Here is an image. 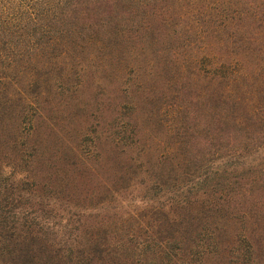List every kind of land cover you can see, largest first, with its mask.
Here are the masks:
<instances>
[{
    "label": "trees",
    "instance_id": "1",
    "mask_svg": "<svg viewBox=\"0 0 264 264\" xmlns=\"http://www.w3.org/2000/svg\"><path fill=\"white\" fill-rule=\"evenodd\" d=\"M0 264H264V0H0Z\"/></svg>",
    "mask_w": 264,
    "mask_h": 264
},
{
    "label": "rangeland",
    "instance_id": "2",
    "mask_svg": "<svg viewBox=\"0 0 264 264\" xmlns=\"http://www.w3.org/2000/svg\"><path fill=\"white\" fill-rule=\"evenodd\" d=\"M83 97H82V101L81 102H86L91 96H92V93H90L89 89L83 91ZM101 100H100V96H99V100H98V103H100ZM81 107H77V109L73 108L71 111H70V114L71 116H74V115H78V117L75 119L73 118L72 121H73V127L70 126V128H72V130H76L77 129V126H79V129H82L83 127L85 128L84 125H81L83 124V113L80 109ZM75 109V110H74ZM137 127L140 131H143L145 129H149V131H147L151 136H154L156 138H160V134H162V131H161V128L160 126L158 125H150L148 124L147 122H144L141 121L140 123H137ZM67 127H69L68 125H66ZM160 136V137H159ZM37 148L39 150V153L42 154V157H69L68 156V152L67 150L65 149V146H64V143H57L54 139H46V140H41L39 139L37 141ZM98 149L100 151H102L104 154L103 157H118L117 155V152L114 151L112 149V147L108 146L107 144H104L103 142H101L100 145H98Z\"/></svg>",
    "mask_w": 264,
    "mask_h": 264
}]
</instances>
